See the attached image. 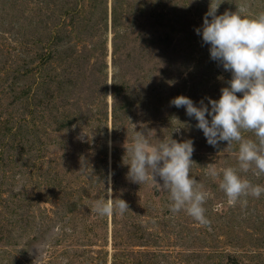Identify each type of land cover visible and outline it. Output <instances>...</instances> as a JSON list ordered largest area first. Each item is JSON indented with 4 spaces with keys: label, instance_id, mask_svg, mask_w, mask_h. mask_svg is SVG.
I'll return each instance as SVG.
<instances>
[{
    "label": "rangeland",
    "instance_id": "obj_1",
    "mask_svg": "<svg viewBox=\"0 0 264 264\" xmlns=\"http://www.w3.org/2000/svg\"><path fill=\"white\" fill-rule=\"evenodd\" d=\"M212 3L217 15L240 4L264 12V0ZM210 4L0 0V264H34L33 246L57 225L43 264H264V194L230 206L205 169L238 168V145H209L198 121L170 103L185 96L210 109L208 98L229 87L231 73L196 32ZM140 123L151 143L194 142L191 176L211 194L210 225L172 214L166 192L128 178L124 144ZM109 180L130 211L101 218L91 209L108 198Z\"/></svg>",
    "mask_w": 264,
    "mask_h": 264
},
{
    "label": "clouds",
    "instance_id": "obj_2",
    "mask_svg": "<svg viewBox=\"0 0 264 264\" xmlns=\"http://www.w3.org/2000/svg\"><path fill=\"white\" fill-rule=\"evenodd\" d=\"M218 8L211 0L202 29H196V32L202 34L205 44L210 45L211 59L231 73L229 87L221 89L218 101L208 98L210 109L203 100L197 107L185 96L176 97L170 103L177 108H185L186 114L198 121L196 127L202 130L209 145L218 147L220 142H227L225 151L232 149L234 144L238 145V168L218 170L215 163L205 167L207 175L219 180V188L225 193L227 204L236 206L238 203L246 204L248 197L259 199L264 194V185L253 184L240 174L252 171L257 177L264 176V12L253 16L246 4H240L236 12L226 11L217 15ZM237 94H242V98ZM107 97L113 98L111 94ZM132 125L136 129L137 125ZM139 127L141 131L135 130L132 143L129 145L126 141L124 144L126 156L130 157L126 164L129 166L128 178L140 185H156L160 191L166 192L172 214L184 212L200 225H210L204 205L211 194L191 176L195 164L192 160L194 142H177L171 138L154 144L150 142L153 131L143 123ZM246 132L253 133L255 139L245 138ZM80 139L83 140V136ZM157 177L162 185L157 183ZM17 179L20 180L19 177ZM16 190H22V181ZM107 197L94 201L91 210L97 216L112 217L130 211L125 200L112 198L110 180ZM64 231H71V228ZM60 233L61 226L57 225L44 242L33 246L39 251L34 264L38 261L43 264L49 241ZM63 264H68L66 258Z\"/></svg>",
    "mask_w": 264,
    "mask_h": 264
}]
</instances>
